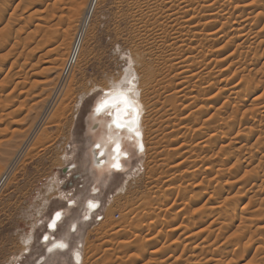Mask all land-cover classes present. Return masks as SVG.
I'll list each match as a JSON object with an SVG mask.
<instances>
[{
  "label": "rangeland",
  "instance_id": "1",
  "mask_svg": "<svg viewBox=\"0 0 264 264\" xmlns=\"http://www.w3.org/2000/svg\"><path fill=\"white\" fill-rule=\"evenodd\" d=\"M76 1L0 0V36L10 33L5 46H0V62L5 63H0V165L5 168L14 162L0 186V264H36L48 255L42 241L49 234L44 233L45 225L55 211H67L70 199L78 204L69 205L74 208L60 229L70 235V251L48 257L46 264H77L72 258L76 250L82 255L78 264H264V44L251 46L246 40L264 31V0H197L188 19H198L193 20L200 30L194 32L198 38L208 32L217 35L203 51L207 69L213 72L196 67L195 79L182 87L177 86L178 72L171 71L176 61L163 44L173 28L168 34L170 26L160 18L166 8L159 0H147L146 4L153 3L150 9L149 5L138 8V0L91 1L82 48L71 74L65 76L76 32L69 29L74 34L67 51L62 43L50 45L42 36L46 25L61 20L53 17L57 6L73 7ZM177 2L168 0L173 6ZM205 2H215L217 9L228 4L230 15L210 24V12L200 9ZM72 11H65L67 20H61L64 29L77 20ZM207 21L217 27L205 25ZM155 22L161 26L152 37L145 30ZM224 44L227 48H222ZM56 47L58 51L50 54ZM230 52L236 56V60L230 56L236 61L232 60L236 65L229 61L231 68L223 61ZM253 54L261 57V63L250 65ZM48 56L54 61L49 66L43 63ZM127 72L134 77L138 100L145 106L144 150L135 152L128 141L125 168L113 174L99 172L90 151L100 139L102 126H93V112L105 94L103 89L116 80L123 83ZM235 85L237 93L224 92ZM48 107L49 117L43 119ZM39 122L44 126L24 147ZM21 147L23 153L15 159ZM52 181L55 189L47 190ZM94 186L99 189L95 194L91 193ZM88 199L100 201V209L92 221L80 224L78 230L71 227L69 233L68 226L84 216ZM43 200L50 205L42 215L37 207L46 205ZM26 232L35 235V242L31 251L22 254ZM16 255L21 259L14 263Z\"/></svg>",
  "mask_w": 264,
  "mask_h": 264
},
{
  "label": "bare ground",
  "instance_id": "2",
  "mask_svg": "<svg viewBox=\"0 0 264 264\" xmlns=\"http://www.w3.org/2000/svg\"><path fill=\"white\" fill-rule=\"evenodd\" d=\"M25 1V0H24ZM35 1V0H34ZM76 1V0H75ZM78 1V4L77 3H75V5L77 6V8H75V10L74 11H72V9H74V6L75 5H73V7H72V4H70V6L69 7H67V8H63V7H60V6H57V12L56 13H54V14H56L57 16H54L53 15V17L55 18V17H59L61 20H63L64 18L63 17H66V15L67 14H69L68 13V11L69 12H74V14H72L71 13V15L74 17V16H76L75 18H74V20H76V18H77V20H76V22L73 24H71L70 22H68V24L70 23V26L69 25H67V26H69V28H66V29H64L63 27H64V22L62 21L61 22V20H59V19H55V21L56 20H59V21H57V23H55L54 25H49L50 27H48V25H46V27H47V29H45V31H44V36H42V37H44V39H46V43H49L50 45L51 44H53V43H62V47H65L66 45H68V41L69 40H72V37H71V35H72V33L73 32H70V30L69 29H71V31H75L76 32V34H75V36H74V39H73V43H70V44H72L71 46V51H68V52H70V53H68V54H70V56H68L69 57V61H67L68 62V64L67 65H65V67L67 66V68L69 67V70H71V67H72V65H73V63H76V59H77V54H78V52L80 51V49L82 48V43H83V41H84V38H85V32H87V30H88V27H87V22H86V14H87V10L90 8V2L92 1L93 2V0H77ZM76 1V2H77ZM146 1L147 0H138L137 1V3H136V5L138 6V8H143V6L144 5H149V9L151 8V5L153 4H146ZM160 2H161V7H164L165 6V8H166V10L164 11V17H162V16H160V18H162L163 20H164V22L165 23H167V24H169V26L170 27H167L168 29L169 28H173V34H171V35H168V34H170V33H172V31H170V29H169V31L168 30H166V35L165 36H167L168 35V37H166L165 38V40H164V42H163V44L167 47V45H168V47H167V51L170 53V55H171V57H173V59H174V61H176L171 67H172V72H178V74H177V77H178V85L177 86H179V87H182L184 84H186V83H189V82H191L192 81V79H195V76H196V70H198V69H200L201 67H203V70L202 71H204V69H206V71H212V69H207L208 68V64H207V62L205 63L204 62V59H203V57H205V55H204V53H203V51L205 50V51H207L206 49L207 48H209L208 47V44H210V41H212V37L214 36V34L213 33H207V35L204 37H202V38H198L197 36H196V34L195 33H197V32H195L196 31V29L198 28L195 24H194V22L195 21H193L194 19L195 20H198L197 18H190V19H188V14L190 13V11H192V10H190V8L191 7H193L196 3H197V0H180V2H177V5H175V6H173V5H169L168 4V0H159ZM202 1V0H201ZM206 1H208V0H206ZM212 0H210V2H211ZM28 2V1H27ZM37 2V1H36ZM43 2V1H42ZM71 2V1H70ZM69 2V3H70ZM91 2V3H92ZM174 2V1H173ZM198 2H200V1H198ZM203 2V1H202ZM209 2V4H211ZM222 2V1H221ZM33 3V2H32ZM45 3V2H44ZM60 3V2H59ZM71 3H73V2H71ZM208 2H205L204 3V5L202 4V7L200 6V9L202 10L203 9V11L202 12H210L209 13V15L208 16H210V17H212V19H213V21L212 22H210V24L211 23H213V25H214V22H215V20H217L218 18L220 19V17H221V19H222V17L223 18H225V16L227 15H230L229 14V9H228V7L226 6V5H228V4H225V6L222 8V9H217V7L218 6H216V4H215V2H214V4H211V5H208L207 4ZM227 3V2H226ZM54 4H56V3H54ZM90 4V5H89ZM200 4V3H199ZM22 5H24V3L22 4ZM27 5V4H26ZM25 5V6H26ZM50 5V4H49ZM159 5V6H160ZM198 5V4H197ZM196 5V6H197ZM157 7V8H160V7ZM195 6V7H196ZM199 6V5H198ZM197 6V7H198ZM222 6V5H221ZM240 6V5H239ZM51 7V6H50ZM72 7V8H71ZM249 7V6H248ZM17 8H18V6H17ZM86 8H87V10H86ZM245 8H247V7H245ZM1 9V8H0ZM194 9V8H193ZM244 9V8H243ZM4 10V9H3ZM16 10H18V9H16ZM24 10V9H23ZM194 10H197V9H194ZM205 10V11H204ZM241 10V9H240ZM49 11V10H48ZM55 11V10H54ZM53 11V12H54ZM65 11H67L66 13L67 14H65ZM199 12H201L200 10H198ZM28 12V11H27ZM193 12V11H192ZM198 12V13H199ZM0 13H3V12H1L0 11ZM34 13H36V12H34ZM196 12H194V13H192L193 15L192 16H194V15H196L195 14ZM1 16H2V14H0ZM4 15V14H3ZM39 15V14H38ZM71 15H70V18H73V17H71ZM191 15V14H190ZM34 16H35V14H34ZM191 16V17H192ZM5 17V16H4ZM46 17V16H45ZM190 17V16H189ZM195 17V16H194ZM198 17H199V15H198ZM209 17V18H210ZM37 18V17H36ZM40 18V17H39ZM47 18V17H46ZM69 18V17H68ZM2 19H3V17H2ZM29 19V18H28ZM27 19V20H28ZM43 19V18H42ZM49 19H52L51 18V16H50V18ZM47 20H48V18H47ZM66 20H67V17H66ZM69 20V19H68ZM134 20H135V22H137V20L134 18ZM209 20V19H208ZM44 21V20H43ZM162 21V20H161ZM206 21V20H205ZM218 21V20H217ZM222 21V20H221ZM224 21V20H223ZM26 22H29V20L28 21H26ZM48 22H50L49 20H48ZM66 22V21H65ZM197 22V21H196ZM218 22H220V21H218ZM14 23V22H13ZM30 23V22H29ZM46 23V22H45ZM54 23V22H53ZM200 23H201V21H200ZM200 23H197V24H200ZM207 24H205V25H209V21H207L206 22ZM157 24V22H155L154 24H152V28L149 30V29H147V30H145V31H149L150 33H151V35H152V37H155L157 34H158V31H160L159 29H160V26H161V24H159V25H156ZM171 24V25H170ZM202 24V23H201ZM215 24H217V22H215ZM246 24V23H245ZM40 24H38V26H39ZM195 25V26H194ZM213 25H209V26H213ZM41 26H43V25H41ZM168 26V25H167ZM199 26V25H198ZM223 26H225L226 27V23H225V25H223ZM71 27V28H70ZM200 27H201V25H200ZM217 26H213V28H216ZM222 27V26H221ZM224 27V28H225ZM21 28V27H20ZM36 29V28H35ZM146 29V28H145ZM164 29V28H163ZM211 29H212V27H211ZM219 29H221V28H219ZM242 29V28H241ZM240 29V30H241ZM10 30V29H9ZM44 30V29H43ZM218 30V29H217ZM217 30L215 31L216 33L215 34H217ZM222 31L223 30H225V29H221ZM221 30H219V31H221ZM231 30H232V28H231ZM236 29L234 28V31H235ZM11 31V30H10ZM41 31V30H40ZM167 31H168V34H167ZM197 31L199 32L200 30H198L197 29ZM207 31H208V29H207ZM210 31V30H209ZM234 31H232V32H234ZM244 31V30H243ZM242 31V32H243ZM195 32V33H194ZM212 32V31H211ZM261 33H263L262 31H260ZM17 33V32H16ZM20 33V32H19ZM31 33V32H30ZM35 33V32H34ZM40 33V32H39ZM219 33V32H218ZM222 33V32H221ZM226 34V32H224L223 31V34ZM236 33V32H235ZM247 33V32H246ZM252 33V32H251ZM261 33L260 34H258L257 36H256V38L255 39H252V36H251V39L252 40H250V39H247L246 37H248L247 36V34H246V36H245V38H246V40L247 41H250L249 43H251V46H252V44L254 45H257V44H264V37H262V36H264V34L263 35H261ZM10 34V33H9ZM9 34H6V35H4V33L2 34V36H0V46L1 45H3L6 41H8L9 40ZM42 34V35H43ZM74 34V33H73ZM199 34V33H198ZM200 34H202V32L200 33ZM199 34V35H200ZM17 35V34H16ZM28 35V34H27ZM197 37H195V36ZM218 35H220V34H218ZM222 35V34H221ZM227 35V34H226ZM239 35V34H238ZM245 35V34H244ZM250 35V34H249ZM33 36V35H32ZM225 36V35H224ZM253 36H255V35H253ZM12 37V36H11ZM19 37V36H18ZM29 37H30V35H29ZM196 38L197 39V41H196V39H195V41L194 40H192L193 38ZM221 37V36H220ZM222 37H223V35H222ZM241 37H243V36H241ZM32 38V37H31ZM30 38V39H31ZM71 38V39H70ZM214 38H215V36H214ZM216 38H217V35H216ZM215 38V39H216ZM250 38V37H249ZM262 38V39H261ZM29 39V38H28ZM154 39V38H153ZM214 39V40H215ZM219 39V38H218ZM240 39V38H239ZM241 39H243V38H241ZM32 40V39H31ZM35 40V39H34ZM43 40V39H42ZM222 40V39H221ZM232 40V39H231ZM234 40V39H233ZM245 39H243V42H246V40L244 41ZM26 41V40H25ZM28 41V40H27ZM48 41V42H47ZM216 41V40H215ZM260 41V42H259ZM16 42V41H15ZM38 42V41H37ZM242 42V43H243ZM19 43H21V42H19ZM18 43V44H19ZM26 43V42H25ZM28 43V42H27ZM218 43V42H217ZM225 43V42H224ZM228 43V42H227ZM232 43H233V41H232ZM242 43H241V46H242ZM41 44V43H40ZM40 44H38V45H40ZM230 44V43H229ZM228 44V45H229ZM244 44V43H243ZM246 44V43H245ZM25 46L27 45V44H24ZM43 45V44H42ZM41 45V46H42ZM236 45H238V44H236ZM3 46H5V45H3ZM2 46V47H3ZM8 46V45H7ZM15 46H17V45H15ZM28 46H29V44H28ZM52 46H54V45H52ZM58 46H60L61 47V45L59 44ZM69 46V45H68ZM68 46H66V48H65V50L67 51L68 50ZM226 46H227V44H226ZM225 46V44L224 45H222V48L223 47H226ZM34 47V46H33ZM50 47V46H49ZM70 47V46H69ZM240 47V46H239ZM1 48V47H0ZM38 48V47H37ZM36 48V49H37ZM39 48H40V46H39ZM42 48V47H41ZM40 48V49H41ZM227 48V47H226ZM237 48V49H236ZM235 49L238 51H240V49L242 48H238V47H236ZM243 48H244V46H243ZM252 48V47H251ZM7 49V48H6ZM23 49H25V47L23 48ZM45 49V48H44ZM58 47H56V48H52V50L49 52L50 54H52V55H54L53 53H55L56 51H58ZM63 49V48H62ZM215 49V48H214ZM18 50V49H17ZM242 50H244V49H242ZM241 50V51H242ZM30 51V50H29ZM34 51V50H33ZM60 51V50H59ZM66 51H64V52H66ZM35 52V51H34ZM33 52V53H34ZM63 52V51H62ZM63 52V53H64ZM250 52V51H249ZM22 53V52H21ZM32 53V52H31ZM37 53V52H36ZM48 53V54H49ZM232 52H230V54H231ZM245 53H246V50H245ZM58 54V53H57ZM62 54V53H61ZM60 54V55H61ZM66 54V53H65ZM228 55V56H225L226 57V60H223V61H225V63L227 62L228 64L230 63V62H233L232 60H236V58H234L233 56H235V55H232V54H236L237 55V52L235 51V53H234V51H233V53L231 54V55ZM242 54H244V53H242ZM248 56L250 55V56H252V54H248V53H246ZM257 54V53H256ZM264 54V53H263ZM63 55V54H62ZM239 55H241V52H239ZM238 55V56H239ZM47 56V55H46ZM230 56L232 57V58H234V59H231L230 58ZM238 56H237V58H238ZM242 56H244V58L246 57H248V56H245V55H242ZM241 56V57H242ZM253 56L254 57H250L251 59H250V65H254V64H257V63H259L260 62V58L258 57V56H256V55H254L253 54ZM260 56V55H259ZM53 56H51V57H49L48 56V58H45V59H47L46 61H44L43 63L44 64H46V65H50V62H52V63H54V61H51V58H52ZM63 57V56H62ZM65 57V56H64ZM236 57V56H235ZM42 58V57H41ZM40 58V59H41ZM239 58H240V56H239ZM243 58V57H242ZM242 58L240 59V60H242ZM249 58V57H248ZM60 59H62V58H60ZM67 59V58H66ZM225 59V58H224ZM54 60H56V59H54ZM234 60V61H235ZM239 60V59H238ZM238 60H237V62H238ZM245 61L247 60V59H244ZM39 61H43V59L42 60H39ZM61 62L60 60H57L56 62ZM213 61V60H212ZM230 61V62H229ZM248 61V60H247ZM17 62H19V61H17ZM25 62V61H24ZM55 62V64L54 65H56L57 63ZM63 62H65V61H63ZM66 62V63H67ZM220 62H222V60L220 61ZM236 62V61H235ZM235 62H233L234 64H235ZM0 63H4V62H0ZM42 63V62H41ZM62 63V62H61ZM61 63H60V65H61ZM212 62L210 61V63H209V65L211 64ZM224 63V62H223ZM232 63V64H233ZM249 62H247V64H248ZM261 63V62H260ZM5 64V63H4ZM23 64V63H22ZM64 64V63H63ZM234 64H233V67H234ZM241 64H242V62H241ZM246 64V63H245ZM264 64V63H263ZM262 64V65H263ZM33 65V64H32ZM53 65V64H52ZM224 65V64H223ZM230 65V64H229ZM228 65V66H229ZM236 65V64H235ZM243 65H244V63H243ZM249 65V64H248ZM23 66V65H22ZM26 66V65H25ZM63 65H61V67H62ZM204 66H206V68L204 67ZM231 66L232 65H230V68H231ZM53 67H55V66H52V68ZM57 67V66H56ZM53 68V69H58V68ZM196 67H198V69H196ZM244 67V66H243ZM12 68V67H11ZM49 69L51 68V66L50 67H48ZM48 68H46L45 67V70H47ZM66 68V69H67ZM226 68H228L227 66H226ZM225 68V70H227L228 71V69H230V68H228V69H226ZM246 68H249V66H246ZM60 69H62V68H60ZM59 69V70H60ZM66 69H64L63 71H65ZM236 69V68H235ZM74 70V69H73ZM72 70V71H73ZM224 70V71H225ZM249 70V69H248ZM32 71V70H31ZM50 71V70H49ZM71 71V72H72ZM129 71V70H128ZM199 71V70H198ZM223 70H221V72H222ZM230 71V70H229ZM236 71V70H235ZM246 71V70H245ZM250 71V70H249ZM213 72V71H212ZM212 72H208V74H209V76L210 75H212L213 73ZM226 72V71H225ZM243 72V71H242ZM42 73V72H41ZM70 73V72H69ZM130 73V72H129ZM200 73V75H201V72H199ZM203 73V72H202ZM235 73V72H234ZM25 74V73H24ZM27 74V73H26ZM71 74V73H70ZM198 74V73H197ZM205 74V72L202 74V75H204ZM207 74V73H206ZM225 74V73H224ZM237 74V73H236ZM239 74V73H238ZM37 75H40V73H37ZM56 75V74H55ZM74 75V74H73ZM200 75H199V78H202V79H204L203 77H200ZM250 75V74H249ZM249 75H247V76H249ZM62 76V75H61ZM60 76V77H61ZM205 76H207V75H204V77ZM36 77H38V76H36ZM133 76H131V75H129L128 74V72H127V76H126V79H124V81H123V83H121V84H118V80H116V81H113V84L111 85V86H109V87H106V88H104L103 90L105 91V94H107L108 95V97L110 98L109 100H108V103H107V105H106V107H108V108H110V111H107V112H105V111H101V112H99V113H96L95 112V109H94V112H93V116H94V118L92 119V121H93V126L94 127H97V128H100L101 126H102V134H101V136H100V139H99V141L96 143V144H94V145H92V149H91V158H92V161H93V164L96 166V168L98 169L97 171H99V172H102V170H105L106 172L108 171V173H110V174H113L112 172H119L120 170H122V169H124L125 168V164H124V160H125V158H127L128 156H130L129 154H128V152L126 151L127 149H125V145H126V143H128V141H131V145H132V147H133V149L135 150V152H138V151H140V145H142L143 146V150H144V142H143V140H142V137H143V133H142V129H141V117H142V112H144V108H145V106L144 105H142V103L138 100V97H137V85H136V83L134 82V77L132 78ZM243 77V76H242ZM64 78V77H63ZM198 78V77H197ZM246 78H250V77H246ZM216 79V78H215ZM244 79V78H243ZM5 80V79H4ZM67 80V79H66ZM201 80V79H200ZM10 81V80H9ZM70 81H72V79L70 80ZM248 82H249V80H247ZM36 82V81H35ZM52 82V81H51ZM5 83H7V82H5ZM10 83V82H9ZM12 83V82H11ZM23 82H21V84H22ZM56 83H57V81H56ZM59 83V82H58ZM34 84V83H33ZM67 84V83H66ZM72 84V83H71ZM35 85V84H34ZM63 86H65L64 84H63ZM67 86V85H66ZM73 86V85H72ZM61 87V86H60ZM136 87V88H135ZM227 87H229V86H227ZM235 87H237L236 85L234 86V88H232V86L231 87H229V89H223L224 90V92H226V91H230L231 92V94H235V93H237V88H235ZM62 89V88H61ZM118 89H124V90H127V91H120V90H118ZM181 89V88H180ZM167 90V89H166ZM28 91V90H27ZM59 91H60V89H59ZM183 91V90H182ZM177 93L179 92V94H180V90L179 91H176ZM240 92V89L238 90V93ZM242 92V91H241ZM240 92V93H241ZM14 93V92H13ZM239 93V94H240ZM104 94V95H105ZM12 95V94H11ZM237 95V94H236ZM170 96H172V95H170ZM176 96H178V95H176ZM44 97V96H43ZM50 97V96H49ZM104 97V96H103ZM103 97H101V99L103 98ZM117 97H120V98H127L128 100H130L131 102H132V104L134 105V108H126L125 106H124V104H123V102H122V99L120 100V101H117L116 99H113V98H117ZM241 97V96H240ZM188 98H191V97H188ZM53 99H54V97H53ZM56 100H57V98H56ZM209 100H211V99H209ZM9 101V100H8ZM51 101V100H50ZM66 101V100H65ZM65 101H62V102H65ZM213 101V100H212ZM7 102V101H6ZM259 102V101H258ZM51 103V102H50ZM208 103V102H207ZM207 103H206V105H207ZM24 104V103H23ZM54 104V103H53ZM264 105V104H263ZM262 105V106H263ZM57 106V105H56ZM255 106V105H254ZM61 107V106H60ZM20 108V107H19ZM50 107H48L47 109H45L46 111L43 113V115L42 116H44V118L43 119H45V117H47L48 116V112H47V110L49 109ZM95 108H96V105H95ZM52 109V108H51ZM55 108L53 107V110H54ZM62 109V108H61ZM33 110V109H32ZM42 110V109H41ZM40 110V111H41ZM34 111V110H33ZM61 111V110H60ZM254 111H256V110H254ZM253 111V112H254ZM43 112V111H42ZM52 112V111H51ZM51 114V113H50ZM54 115H56L57 113H53ZM38 115V114H37ZM41 115V114H40ZM54 115H51V116H54ZM58 115H60V114H58ZM33 116V115H32ZM32 116H30V117H32ZM39 116V115H38ZM57 116V115H56ZM56 116H54V117H56ZM49 117V116H48ZM41 119V118H40ZM58 120V119H57ZM51 121V120H50ZM49 121V123H53L52 121L50 122ZM53 121H56L54 118H53ZM113 121H115V123H113ZM42 122V121H41ZM42 123H44V122H42ZM59 123V122H58ZM182 123V122H181ZM48 124V123H47ZM117 125H120V127H117ZM44 125H40V122L38 123V125L37 126H35L36 128H34V130H32L31 131V133H30V135H28V141H24V144H23V146L25 147L26 145H28V142L29 141H31L32 142V139L34 138V136H35V134H39V131L42 129V127H43ZM174 127H175V125H174ZM176 128V127H175ZM3 131H5V130H3ZM137 131L139 132V135L137 136ZM10 132V131H9ZM14 132V131H13ZM5 135V134H4ZM39 139L37 140V142L39 143V142H41L42 141V138H40V137H38ZM117 139L119 140V145H120V147L119 148H116V141H117ZM264 141V140H263ZM262 141V142H263ZM27 142V143H26ZM101 145V147H97V145ZM264 144V143H263ZM24 147H21V149L18 151V150H16V151H18L17 153H16V157H15V159L16 158H18V157H20V155L23 153V150H24ZM93 147H94V149H93ZM15 151V152H16ZM121 152H126L127 153V156H124V155H121L120 156V165H121V169L120 170H117L116 168H113L112 167V165H113V163L115 162V160H114V157H115V155L117 154V153H121ZM101 153H103V155H101ZM140 154V153H139ZM264 159V158H263ZM260 162H262V160L260 161ZM264 162V161H263ZM7 164H10V162L9 163H7ZM262 164V163H261ZM263 165V164H262ZM13 166H14V162H12L8 167H5V168H3L2 167V165H0V180H1V182H0V186H1V184L5 181V179L9 176V174L11 173V171H12V169H13ZM176 167V166H175ZM93 168H94V166H93ZM5 171H3V170ZM95 169V168H94ZM96 170V169H95ZM95 170H94V172H95ZM112 170V171H111ZM96 171V172H97ZM104 171V172H105ZM255 171H256V169H255ZM1 172H4L2 175H1ZM251 172H253V171H251ZM97 174H98V172H97ZM253 174H254V172H253ZM99 175V174H98ZM95 183V182H94ZM46 186V185H45ZM264 186V185H263ZM55 187L56 186H54V182L52 181V183H50V184H48V187H47V190H53V188L55 189ZM264 188V187H263ZM263 190V189H262ZM218 191H221V190H219L218 189ZM97 192H99V189H98V187L97 186H94L93 188H92V190H91V193H93V194H95V193H97ZM258 192V191H257ZM259 192H261V191H259ZM47 200H49V199H47ZM89 200V199H88ZM87 200V201H88ZM86 201V202H87ZM43 202L46 204V205H44V207H37V213H39V214H42L43 215V213H44V211L46 210V208L45 207H48L50 204V201H48V202H46V200H43ZM68 203H70V206L71 205H75V207H77V200L76 199H70L69 201H68ZM101 204V202L100 201H97V200H95V199H91V200H89L87 203H86V207H87V211L86 210H84L85 211V218H84V221H90V219H91V214L93 213V211L94 210H97L98 209V207H99V205ZM85 205V204H84ZM94 205V206H93ZM80 206V205H79ZM80 207H82V205L80 206ZM85 207V206H84ZM74 207H67V211H61L60 212V210H57V211H55L53 214H54V221H53V215H52V217L50 218V220L48 221V223H47V225L48 224H50V229H51V231H54V230H56L57 229V233L59 232V229H60V226L63 224V223H65V220H66V215L67 214H69L71 211H72V209H73ZM48 209H49V207H48ZM49 211V210H48ZM57 214H59V215H57ZM70 215V214H69ZM68 215V216H69ZM230 218H232V217H230ZM93 219V218H92ZM82 222L79 220H75V221H73V226L72 225H69L68 226V228L67 229H71V226H72V230L74 231L75 229H77L78 227H80V224H81ZM72 224V223H71ZM83 224V223H82ZM35 225H36V223H34L33 224V228L35 227ZM37 227V226H36ZM31 229V228H30ZM32 231V230H31ZM37 231V230H36ZM46 232H48V231H46ZM49 233V232H48ZM69 233H70V230H69ZM57 235V234H56ZM64 235H65V233H64ZM47 237H49V238H52V237H55V234L54 233H49L48 235H47ZM67 237V238H66ZM191 238V237H190ZM61 239H63L62 237H61ZM66 239H69V235H65V239H63V240H65V241H67ZM56 240H58V238H56ZM22 245H23V250H22V254H23V252L26 250V251H31V249H32V246H33V244H34V242H35V235H32V233H29V232H26L23 236H22ZM45 241V240H44ZM46 241H47V239H46ZM126 243V242H125ZM129 242H127V244H128ZM52 243H48V247H47V249H46V253L48 254V255H46L45 256V258H41V259H39L37 262H36V264H41V263H43L44 261H45V259H46V257H47V259H48V257L50 258V257H53V256H55L56 254H61L60 252L61 251H66V250H68L69 249V247H70V244H68V243H65V242H58V241H56V242H54L52 245H51ZM130 244V243H129ZM128 244V245H129ZM127 247H129V246H127ZM110 250V249H109ZM118 250V249H117ZM115 251V250H114ZM73 254H74V260H75V263H81V261H82V255H81V253H80V251H74V252H72ZM21 255V254H20ZM22 256V255H21ZM21 256H19V255H16L14 258H13V261H14V263L15 262H17V261H19L20 259H21ZM63 259V258H62ZM66 259V258H65ZM64 259V260H65ZM59 260V259H58ZM57 260V261H58ZM61 261H63V260H61ZM66 261V260H65ZM47 263V261L45 262V264ZM63 263V262H62ZM252 263V262H251ZM253 263H254V261H253ZM252 263V264H253Z\"/></svg>",
  "mask_w": 264,
  "mask_h": 264
},
{
  "label": "snow or ice",
  "instance_id": "3",
  "mask_svg": "<svg viewBox=\"0 0 264 264\" xmlns=\"http://www.w3.org/2000/svg\"><path fill=\"white\" fill-rule=\"evenodd\" d=\"M120 91H127V90H124V89H118ZM110 98L108 97L107 94L104 95V97L100 100L97 101L96 103V108H95V112L96 113H99L101 112L102 110L107 112V111H110V108L106 107L107 103H108V100ZM113 99H116L117 101H120L122 99V102L124 104V106L126 108H134V105L132 104V102L130 100H128L126 97L125 98H120V97H117V98H113ZM113 123H115V121H113ZM117 127H120V125H117ZM137 136L139 135V132L137 131ZM97 147H101V145H97ZM120 145H119V140L117 139L116 141V148H119ZM143 150V146L140 145V151ZM101 155H103V153H101ZM121 155H124V156H127V153L126 152H121V153H117L114 157V160L115 162L113 163L112 167L113 168H116L117 170H120L121 169V165H120V156ZM94 206V205H93ZM59 215V214H57Z\"/></svg>",
  "mask_w": 264,
  "mask_h": 264
},
{
  "label": "flooded vegetation",
  "instance_id": "4",
  "mask_svg": "<svg viewBox=\"0 0 264 264\" xmlns=\"http://www.w3.org/2000/svg\"><path fill=\"white\" fill-rule=\"evenodd\" d=\"M94 164H95V163H94ZM88 201H89V200H88ZM88 201H87V202H88ZM87 202H86V203H87ZM86 203H85V205H84V206H85V207H84V210L87 211L88 209H87V207H86ZM100 205H101V204H100ZM96 213H97L96 210H94L93 213L91 214V219H90V221H92V218H93V216H95ZM85 215H86V214H85ZM85 215H84L81 219H78V221L80 220L82 223H84V222H85V221H84ZM54 217H55V216H54ZM54 217H53V221H54ZM82 223H81V224H82ZM63 224H64V223H63ZM63 224L60 226V229H61V227H63ZM48 225H49V229H50V224H48ZM72 226H73V224H72ZM72 226H71V227H72ZM78 228H79V227H78ZM78 228H77V230H78ZM60 229H59V232H58V233H57V231H56L57 229L55 230V231H56V233H54V234H55V237H52V238L47 237V238H45V241H44V242H45V243H44V244H45V245H44V251H45V253H46V249H47V247L49 246L48 243H52V244H53L54 242L58 241V242H65V243L70 244V243H69V241H70L69 239H66L67 241L63 240V239H65V235H64V233H61ZM69 230L71 231L70 228H69ZM77 232H79V231H77ZM56 234H57V235H56ZM61 237H62L63 239H61ZM56 238H58V240H56ZM66 238H67V237H66ZM69 238H70V235H69ZM46 239H47V241H46ZM52 244H51V245H52ZM69 251H70V249H68V250H66V251H61L60 253H67V252H69ZM42 257L45 258V256H42ZM72 258H73V260H74V258H75V257H74V254L72 255ZM46 259H47V258H46ZM37 260H38V258H37ZM37 260H36V261H37ZM45 262H46V260H45ZM45 262H43L42 264H45ZM73 262L75 263V260H74Z\"/></svg>",
  "mask_w": 264,
  "mask_h": 264
},
{
  "label": "crops",
  "instance_id": "5",
  "mask_svg": "<svg viewBox=\"0 0 264 264\" xmlns=\"http://www.w3.org/2000/svg\"><path fill=\"white\" fill-rule=\"evenodd\" d=\"M66 201H67V200H66ZM67 205H68V207H70V206H69L70 203H68ZM41 225H43V224L40 223V226H39V227H41ZM45 227H46V228H45V230H44V233H46V231H48L49 233H50V232H51V233H56V231H57V230H56V231H55V230H54V231H51V229H49V225H45ZM72 234H74V233H72ZM42 235H43V233H42ZM44 236L46 237V234H45ZM44 236H42V237H44ZM44 240H45V238H44ZM42 241H43V240H42ZM43 245H45L44 242H43ZM17 262H18V261H17Z\"/></svg>",
  "mask_w": 264,
  "mask_h": 264
},
{
  "label": "built area",
  "instance_id": "6",
  "mask_svg": "<svg viewBox=\"0 0 264 264\" xmlns=\"http://www.w3.org/2000/svg\"><path fill=\"white\" fill-rule=\"evenodd\" d=\"M68 72H69V67L65 70L64 75L66 76V75L68 74ZM100 207H101V205H99V207H98V209L96 210V212H98V210L100 209ZM98 218H101V217H98ZM44 238H45V236L43 237V242H44ZM44 243H45V242H44Z\"/></svg>",
  "mask_w": 264,
  "mask_h": 264
}]
</instances>
